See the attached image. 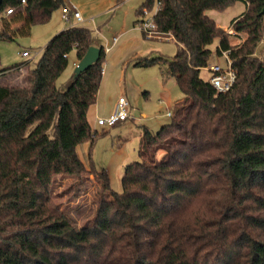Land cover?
Returning <instances> with one entry per match:
<instances>
[{"label":"trees","instance_id":"16d2710c","mask_svg":"<svg viewBox=\"0 0 264 264\" xmlns=\"http://www.w3.org/2000/svg\"><path fill=\"white\" fill-rule=\"evenodd\" d=\"M0 0V40H13L48 22L66 0ZM238 0H146L157 3L158 30L178 45L162 65L184 100L157 131L145 128L139 160L127 164L122 192L90 157L96 138L88 120L106 63L99 60L61 91L57 80L76 51L81 60L93 30L71 26L44 47L19 81H0V264H264V0H243L247 10L231 22L245 40L228 33L207 11ZM13 9L5 15L8 9ZM229 50L236 71L231 90L218 92L201 70ZM5 78V77H3ZM89 144V164L79 148ZM98 186L80 224L73 203L90 177ZM65 183L62 185V181ZM77 205V204H76Z\"/></svg>","mask_w":264,"mask_h":264},{"label":"rangeland","instance_id":"374dc122","mask_svg":"<svg viewBox=\"0 0 264 264\" xmlns=\"http://www.w3.org/2000/svg\"><path fill=\"white\" fill-rule=\"evenodd\" d=\"M145 1L146 0H67V7H74L80 12L83 18L82 22H78L75 19H72L71 22H67L63 18V9L55 10L48 22L33 25L31 30L27 33H16L13 40H0L1 64L2 66H9L29 61V66L34 68L47 43L55 35L71 26H85L92 29L93 43L97 42L98 45H104L105 48H107V41L109 42L115 35L119 34L120 29L123 28L125 23H129L136 27L142 35L143 33L139 26H136L134 23L138 19L137 11ZM156 9L157 3L151 10H149L148 15L145 17H152L156 12ZM246 10L247 4L245 1L238 0L223 10H209L207 11V14L215 19L217 24L226 30V32H233L235 30L232 28L231 22L241 14L245 13ZM241 35L243 38L239 39L228 34L231 45L236 46L241 44L245 40L246 34L241 33ZM143 37L144 36L142 35V38ZM145 40L148 43L155 44L157 47L153 57H165L166 59H170L177 53L178 45L168 36L163 39L145 38ZM218 43L219 40L216 39L210 45L212 55L209 65L218 63L225 66L226 62L224 57H219L216 54ZM133 46L134 44H131L129 50H131ZM263 48L264 42L260 44L257 54H259ZM23 52H27L28 54L25 55ZM108 54H106V63L108 62ZM146 56L149 57V54H139L137 57H130L120 66L121 69L119 76L115 78L116 86L103 105L107 108L112 103L110 99H116L118 102V99L121 96L126 95L125 86L129 85V89L131 90L134 99H131V105L132 108L135 107L133 108L135 111L132 113L133 120H128L114 127H107L105 128V131L99 130L90 150V159L93 166L98 172H102L103 170L107 172L111 187L116 192H122V177L125 166L133 161L139 160L138 149L140 133L145 128L157 131L161 125L159 124L158 127L153 128L151 123L154 122L157 125L165 110V106L160 103L161 98L156 93L152 91L151 94L144 95L140 89V85L145 76L148 78L158 76L160 81L166 84V81H163L161 78L164 76L162 71H164L165 68L162 65L158 64L148 67L137 65L138 61L143 63ZM76 58V51L72 50L69 54V64L57 80V86L61 91L67 90L68 84L74 77V61ZM25 72H17L13 70L8 71L0 76V81H4L6 78L17 81L19 79L18 77L21 78ZM210 75L211 74L207 69L201 70V76L204 79H209ZM170 80L177 88L179 95L177 100L181 97L185 98L180 91L176 80L171 77ZM149 85H154V82ZM128 98H130L129 95ZM140 99L145 101V108L138 105L137 102ZM132 108L130 107V109ZM164 119L165 122L170 121L169 118ZM88 151L89 147L87 153H83V158L86 164H89ZM64 183L65 180H63L61 184L63 185ZM98 186L99 185L94 177L91 176L86 190L80 195L77 201L73 203V206H78L80 209L78 214L75 211L73 212L77 223L81 221L82 217L92 206L93 200L96 198L95 191H97Z\"/></svg>","mask_w":264,"mask_h":264},{"label":"crops","instance_id":"0c3cea01","mask_svg":"<svg viewBox=\"0 0 264 264\" xmlns=\"http://www.w3.org/2000/svg\"><path fill=\"white\" fill-rule=\"evenodd\" d=\"M66 6H67V0H66ZM242 15V14H241ZM240 15V16H241ZM215 20V19H214ZM216 21V20H215ZM137 26V23L135 21L134 23ZM138 28V27H137ZM139 29V28H138ZM143 35V34H142ZM141 33L134 27L133 25L129 23H125L123 28L120 29L119 34L115 35L109 42L107 41V47L110 48L108 53V62L105 63L104 68H103V77L101 81L100 88L98 90V95H97V101L96 104H94L88 111V120L89 123L94 131H96L98 135V131H105L104 126H100L98 124V119L103 118L106 116H110L116 108V99H110L112 103L105 108L104 102L107 101V98L110 96L109 94L113 91L115 88V78L119 76L120 72V66L126 62L130 57H137L139 54H149V57H153L155 50H156V45L152 43H148L145 40V37L142 38ZM144 36V35H143ZM117 37V41L114 42V38ZM173 39V38H172ZM131 44H134L133 48L129 50V46ZM94 46L101 47L104 45H98L97 42L93 43ZM219 45V43H218ZM105 47V46H104ZM69 59V56H68ZM26 63H29V61H25ZM79 60L76 58L74 61V66L78 64ZM27 69L26 66L21 67L20 71L25 72ZM17 70V72H20ZM161 77V76H160ZM163 81H166V84L164 82L162 83L160 81V78L158 76L148 78L145 76L143 79L140 89L143 92L144 95L151 94L153 91L156 93L160 98H161V104L165 106V110L162 114L161 120L159 123L156 125V123H151L153 128H156L159 126V124L162 126L166 124L168 121L165 122L164 118H169L167 116V112L173 110L175 105L177 103H180L184 100V98H179L177 88L173 82H171L170 77H161ZM172 78V77H171ZM211 78V75H210ZM154 85H149L150 83H153ZM121 94V93H120ZM125 96L130 102V107L132 108V103L131 99H133L131 90L129 89V85L125 86ZM128 95L130 98H128ZM138 105L142 106L145 108V101L140 99L138 102ZM135 108V107H133ZM131 109V112L133 113L135 109ZM120 125V124H119ZM141 135V133H140ZM139 135V138H140ZM89 144H84L79 148L80 155L83 158V153H87Z\"/></svg>","mask_w":264,"mask_h":264},{"label":"built area","instance_id":"2783aa9c","mask_svg":"<svg viewBox=\"0 0 264 264\" xmlns=\"http://www.w3.org/2000/svg\"><path fill=\"white\" fill-rule=\"evenodd\" d=\"M25 1L23 0V3ZM159 4H157L156 12L158 11ZM63 18L67 22H71L72 19L77 20L78 22H82L83 18L80 14V12L74 8V7H63ZM13 12V9H8L5 12V15H9ZM149 10L145 9L144 13L142 15V20L138 22V26L140 30L142 31L145 38L148 39H163L165 37L173 38L172 35L162 33L158 30L157 24L154 20V13L152 17L146 18L145 16L148 15ZM227 33L231 36L237 37L239 39H242V35L240 32L237 31H227ZM114 42L117 41V37H115ZM264 42V38L263 41ZM110 48H105V52L108 53ZM230 51L229 50H222L221 57H224L226 65L222 66L220 64H214L210 65L204 69H207L210 74L211 78L210 81L214 88L218 92H227L232 89L234 82L236 80V71L233 68V62L229 56ZM23 54H28L27 52H23ZM167 116L171 117V111L167 112ZM128 120H133L132 112L130 109V102L125 96H121L118 99V102L116 104L115 111L106 118H99L98 124L100 126L104 127H114L117 126L123 122H126Z\"/></svg>","mask_w":264,"mask_h":264},{"label":"water","instance_id":"95a60500","mask_svg":"<svg viewBox=\"0 0 264 264\" xmlns=\"http://www.w3.org/2000/svg\"><path fill=\"white\" fill-rule=\"evenodd\" d=\"M262 14H264V7L262 9ZM101 55V47L92 45L84 55V57L79 60L78 64L75 67L74 78L79 76L83 71L90 68L94 63L99 60Z\"/></svg>","mask_w":264,"mask_h":264}]
</instances>
